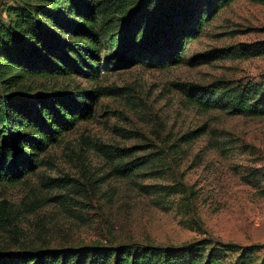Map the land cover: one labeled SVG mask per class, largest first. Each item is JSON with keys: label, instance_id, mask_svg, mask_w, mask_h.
<instances>
[{"label": "rangeland", "instance_id": "obj_1", "mask_svg": "<svg viewBox=\"0 0 264 264\" xmlns=\"http://www.w3.org/2000/svg\"><path fill=\"white\" fill-rule=\"evenodd\" d=\"M16 0H0L5 6ZM264 42V2L234 0L165 69L113 67L98 80L30 78L25 93L98 91L92 117L64 133L18 183H0V253L204 241L257 247L264 259V118L203 111L178 85L264 84V56L230 52ZM210 51L221 58L199 62ZM229 53V55H225ZM204 129L189 143L182 138ZM99 146L133 149L124 160ZM148 158L124 176L119 166Z\"/></svg>", "mask_w": 264, "mask_h": 264}, {"label": "trees", "instance_id": "obj_2", "mask_svg": "<svg viewBox=\"0 0 264 264\" xmlns=\"http://www.w3.org/2000/svg\"><path fill=\"white\" fill-rule=\"evenodd\" d=\"M234 0H16L0 19V183H18L39 167V157L82 120L92 117L98 91H56L30 96V78L79 77L98 80L102 72L147 65L155 69L184 61L187 45ZM264 2V0H262ZM223 52L196 58L211 62ZM230 52L238 58L264 56V42ZM225 55H229L226 53ZM203 111L225 109L235 116L264 118V84L242 88L178 85ZM204 129L182 138L189 143ZM124 160L133 149L99 146ZM138 158L119 166L128 176L149 164ZM204 241L182 247L148 245L0 253V264H264L257 247L239 249Z\"/></svg>", "mask_w": 264, "mask_h": 264}]
</instances>
